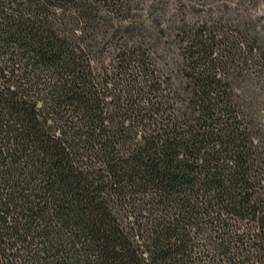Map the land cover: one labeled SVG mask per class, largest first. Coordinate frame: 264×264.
<instances>
[{
	"label": "trees",
	"instance_id": "trees-1",
	"mask_svg": "<svg viewBox=\"0 0 264 264\" xmlns=\"http://www.w3.org/2000/svg\"><path fill=\"white\" fill-rule=\"evenodd\" d=\"M0 0V264H264L263 0Z\"/></svg>",
	"mask_w": 264,
	"mask_h": 264
},
{
	"label": "rangeland",
	"instance_id": "rangeland-1",
	"mask_svg": "<svg viewBox=\"0 0 264 264\" xmlns=\"http://www.w3.org/2000/svg\"><path fill=\"white\" fill-rule=\"evenodd\" d=\"M234 6H237V1L234 0ZM252 12L254 15L258 16L259 19L264 17V0L261 1L257 6L253 7Z\"/></svg>",
	"mask_w": 264,
	"mask_h": 264
}]
</instances>
